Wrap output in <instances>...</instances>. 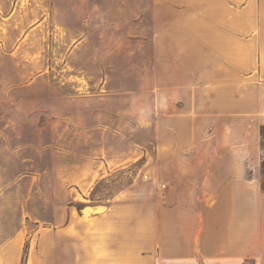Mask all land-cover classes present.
<instances>
[{"label":"crops","instance_id":"1","mask_svg":"<svg viewBox=\"0 0 264 264\" xmlns=\"http://www.w3.org/2000/svg\"><path fill=\"white\" fill-rule=\"evenodd\" d=\"M71 1L57 6L72 14ZM43 4L56 8L55 0ZM5 7L0 0V24ZM182 9L187 21L174 27L186 31L174 38V121L145 119L138 125L146 138L125 148L101 137L103 120L86 122L96 130L82 136L77 162L65 168L74 170L70 186L87 196L105 176L156 159L164 127H172L174 182L131 185L78 213L71 204L84 200L77 189L81 200H68L66 187L64 198L50 200L58 209L29 235L13 201L0 199V264H22L25 247L26 264H264L259 161L251 162L250 179L244 165L253 157L244 147L258 149L264 124V0H174V14ZM162 108L158 101L151 110ZM190 166L202 168L183 170Z\"/></svg>","mask_w":264,"mask_h":264},{"label":"rangeland","instance_id":"2","mask_svg":"<svg viewBox=\"0 0 264 264\" xmlns=\"http://www.w3.org/2000/svg\"><path fill=\"white\" fill-rule=\"evenodd\" d=\"M31 1L5 0L0 24V199L13 201L28 235L58 209L50 200L64 198L66 187L68 200H81L70 186L74 170L65 168L77 162L82 136L96 130L84 123L103 120L101 137L125 148L146 138L138 125L145 119L174 121V38L186 36L174 27L187 21L185 10L174 14V0H70L72 14L59 0L50 11ZM158 101L162 111L151 110ZM261 126L258 149L244 147L253 156L244 161L246 178L255 158L259 183ZM163 131L155 161L105 176L87 196L78 190L84 201L71 204L72 212L131 185L174 182V128Z\"/></svg>","mask_w":264,"mask_h":264},{"label":"trees","instance_id":"3","mask_svg":"<svg viewBox=\"0 0 264 264\" xmlns=\"http://www.w3.org/2000/svg\"><path fill=\"white\" fill-rule=\"evenodd\" d=\"M260 137H261V148L264 154V124L260 127ZM260 188L264 192V159L261 162ZM26 249L27 247H25V250H24L22 264H26Z\"/></svg>","mask_w":264,"mask_h":264},{"label":"built area","instance_id":"4","mask_svg":"<svg viewBox=\"0 0 264 264\" xmlns=\"http://www.w3.org/2000/svg\"><path fill=\"white\" fill-rule=\"evenodd\" d=\"M163 188H164V186H163Z\"/></svg>","mask_w":264,"mask_h":264}]
</instances>
